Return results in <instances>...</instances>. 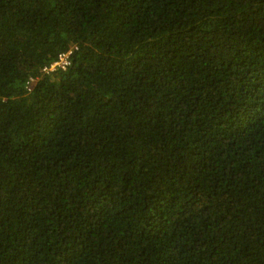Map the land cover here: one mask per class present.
Segmentation results:
<instances>
[{"label":"trees","instance_id":"1","mask_svg":"<svg viewBox=\"0 0 264 264\" xmlns=\"http://www.w3.org/2000/svg\"><path fill=\"white\" fill-rule=\"evenodd\" d=\"M0 264H264V0H0Z\"/></svg>","mask_w":264,"mask_h":264},{"label":"built area","instance_id":"2","mask_svg":"<svg viewBox=\"0 0 264 264\" xmlns=\"http://www.w3.org/2000/svg\"><path fill=\"white\" fill-rule=\"evenodd\" d=\"M73 51L74 49H71L67 52L61 53L56 61L44 67V72L49 73L57 69H66L71 63V56L73 54Z\"/></svg>","mask_w":264,"mask_h":264}]
</instances>
